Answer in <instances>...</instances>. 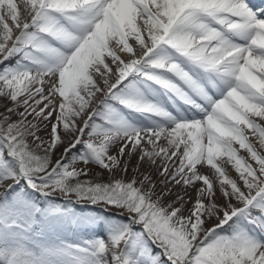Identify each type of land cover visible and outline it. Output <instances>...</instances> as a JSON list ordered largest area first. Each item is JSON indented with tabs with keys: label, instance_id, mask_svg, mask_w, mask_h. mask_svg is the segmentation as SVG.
<instances>
[{
	"label": "snow or ice",
	"instance_id": "snow-or-ice-1",
	"mask_svg": "<svg viewBox=\"0 0 264 264\" xmlns=\"http://www.w3.org/2000/svg\"><path fill=\"white\" fill-rule=\"evenodd\" d=\"M0 25V264H264V7L0 0Z\"/></svg>",
	"mask_w": 264,
	"mask_h": 264
},
{
	"label": "rangeland",
	"instance_id": "rangeland-1",
	"mask_svg": "<svg viewBox=\"0 0 264 264\" xmlns=\"http://www.w3.org/2000/svg\"><path fill=\"white\" fill-rule=\"evenodd\" d=\"M16 2L21 4V5L23 4V0H16ZM0 30H2V25H0ZM5 103H7V101L3 100V98H0V112L4 111V104ZM257 147L259 148V144H257ZM62 151H63L62 148L59 151H57L55 153L53 159H58L60 157ZM262 151H264V150H262ZM250 162L253 163V165L255 164L254 161L250 160ZM135 163H136V159L134 157L133 160H132V164L135 165ZM89 167L92 169V172L89 174V178H95L93 174L96 171H98L97 167L95 165H89ZM144 170L148 171L149 169L145 168ZM151 171H152V174H153L154 178L156 179L158 189L163 191L164 189L159 187V182L162 179V177L158 176L156 174L155 170H151ZM128 175L131 176V172H129ZM104 179H107V174L106 173H105ZM2 190H3V188H0V191H2ZM177 190H179V186H177V189H174V191H177ZM195 196H196V194H194L192 197L194 198ZM170 199H175V197L174 196L165 197V200H170ZM100 206L103 207L102 205H100ZM188 207H191V204H189ZM113 211H115V209ZM185 215H187V212H185Z\"/></svg>",
	"mask_w": 264,
	"mask_h": 264
},
{
	"label": "bare ground",
	"instance_id": "bare-ground-1",
	"mask_svg": "<svg viewBox=\"0 0 264 264\" xmlns=\"http://www.w3.org/2000/svg\"><path fill=\"white\" fill-rule=\"evenodd\" d=\"M9 23L11 24V21H10V20H9ZM0 59H2V57H0ZM252 139H253V141L255 142V138L253 137ZM236 147L238 148L239 146L237 145ZM240 151H241V153L243 152V150H240ZM228 167L231 169L232 174L234 175V177H236L238 174L234 171L233 168H231L230 166H228ZM203 171L208 172L209 175L211 176V172L209 171V169L205 168V169H203ZM194 194H195V192H193V191H190V192H189V195H191V196H193ZM193 199H195V197H194ZM90 207H91V206H88V205H87V207H85L84 210H93V209H91ZM93 211H96V210H93ZM154 250H155V251H159V249H154Z\"/></svg>",
	"mask_w": 264,
	"mask_h": 264
}]
</instances>
